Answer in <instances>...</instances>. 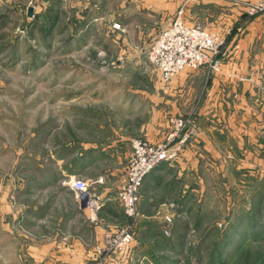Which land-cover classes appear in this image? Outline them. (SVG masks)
I'll return each mask as SVG.
<instances>
[{
  "label": "rangeland",
  "instance_id": "1",
  "mask_svg": "<svg viewBox=\"0 0 264 264\" xmlns=\"http://www.w3.org/2000/svg\"><path fill=\"white\" fill-rule=\"evenodd\" d=\"M259 1L239 0L243 8H211L204 16L183 0H0L1 259L16 247L68 236L52 230L64 227L73 207L71 175L84 152L93 158L105 149L123 151L148 133L167 139L180 118L196 133L172 164L190 150L188 166L159 177L161 187L153 177L145 184L139 210L156 217L143 223L170 230L158 241L172 246L167 255L175 264H264V20L256 56L236 62V71L223 69L230 59L222 48L219 72L205 65L164 82L148 58L180 10L188 25L235 15L236 30L264 16L247 13ZM122 160L106 156L78 178L100 196L93 177L105 176V189L118 195ZM172 182L182 211L162 192ZM142 218L122 227L134 238L127 254Z\"/></svg>",
  "mask_w": 264,
  "mask_h": 264
},
{
  "label": "crops",
  "instance_id": "2",
  "mask_svg": "<svg viewBox=\"0 0 264 264\" xmlns=\"http://www.w3.org/2000/svg\"><path fill=\"white\" fill-rule=\"evenodd\" d=\"M183 2L185 4L183 6L185 7L197 8L198 10H203V13H206L204 14V16L208 14V11L211 8H227V7H234L236 5H237L236 8L238 9L243 8L242 6L240 7V4H238L239 0H183ZM232 17H236V16L222 15L216 21L214 20V22L209 23L208 21H203V22L200 21V23L203 26H205V28L209 31L219 33L221 36L225 35L223 36L224 39L225 37H227L226 38L227 40L225 39V44L223 46V49H224V56L226 58H229L230 62L225 64L223 69L226 70V68L229 69L232 68L233 70L236 71L238 61L243 62L244 57L253 58L256 56L257 54L256 51L259 50V47L256 48L254 42L256 41V37H258L261 34L259 33V35L257 36V33L260 32L261 28L263 27L262 21L264 20V16L262 15V17L254 18L253 20L247 22L245 24L247 26L243 27L244 30L242 28L243 23L241 24L240 22L239 24H241V28L236 29L238 31L241 30L242 32L240 33L239 32L237 33L234 28V24L237 18L233 20ZM198 19L201 20L200 18ZM235 26L238 27L237 24ZM230 32H233V34L227 36V34ZM260 57H264V54H262V56ZM229 69L228 71H230ZM187 73H192V71L188 70L181 73L180 75L182 77L184 75L185 77H187ZM169 134L170 133H167V136ZM147 140H149L152 143H161V142H167L168 138L157 140V138L152 136L151 133H148ZM116 148L117 147L115 148L112 147L111 149H116ZM88 149L89 146L88 147L85 146L84 150L86 151ZM120 150L122 151V146H120L119 150L116 149L114 151L105 149L104 151L102 150L94 153L93 158L88 157L90 156L91 152H84V155L80 157L81 168H79L78 170H74L73 175L71 176L73 178L74 175L76 177H81V176L87 177L88 171H90V169L93 170L95 167H97V165L100 162L104 163L103 159L105 160L106 156L116 157V159L118 158L122 160L121 156H118ZM189 151L190 150H188L186 152V155H184L186 158L184 157L181 161L174 164L162 163L155 169V171L153 170L145 178L144 183L140 190V196L145 184L149 185L154 180L157 181L158 186L161 187L162 183L159 177H165V176L166 177L168 176V178L174 177L175 175L173 174H176V172H173L174 168L185 169L186 166H188L187 158L189 157ZM131 152H132V144L130 143L129 145V143H127V145H125L124 147V150L122 151V153H124L125 156H123L124 159L122 160L121 163L122 164L121 172L124 173L123 175L124 180L126 176L125 166L131 155ZM91 155H93V153ZM179 175H183V173L181 172V174ZM152 177L153 180H150L152 179ZM93 178L94 181L92 180L93 181L92 183L98 185V188H101L102 191L100 193V196L105 202L103 208L98 212V221L96 222L91 221L89 219L87 211H83L81 208L79 210L80 206L77 203L75 194L72 192L71 195L73 197V207L70 208L69 211L64 215L63 218L64 229L61 228L62 226L58 225L55 226L56 228L52 230V232L55 233L63 232L68 236H66L64 239H59L58 236H56V238L54 239L52 238L53 239L52 241H47V242L43 240H39L35 244L34 243L28 244L25 245V247L22 246L21 248L23 249L21 251H17L16 250L17 247H16L13 251L8 253L10 255L6 256L5 259H1L0 256V264H30V260L36 264H175L169 261L167 255L169 248L172 246L166 244L167 243L166 241H165V245L161 244V242L158 241L159 238H163V235L164 236L170 235V230L166 229V227L164 226L161 227L159 225L161 227L159 228V226L155 224L148 225L143 223L145 221H148L145 220V218L152 219L156 217L155 213H150L149 208H147V211L144 212L140 217V218L142 217L145 218L139 220L141 223L136 225L135 228L133 229L137 240L132 245L130 253L123 255L120 252H116L112 254H106L102 252L105 232L107 231L115 232L118 229L126 226L125 224H127L130 220L124 214L121 203L118 201L117 192L109 189H105V185L106 186L109 185L110 180L106 179L105 176L102 175H97L94 176ZM85 179L89 180V178H85ZM177 185H178L177 182H172V184L169 185L172 187V189L163 190L162 192L168 195L170 194V196H172L173 199H177L176 196L180 192L177 190H173L176 188ZM179 187L181 186L179 185ZM157 188L158 187L147 189L148 192L147 194L157 193L156 190H159ZM176 201H177V205H175L174 208H178L179 211H182L183 208H179V206L181 205L180 204L181 199L178 198ZM163 204L165 203L163 202ZM37 217H38V221H40V223L42 222L45 223L43 224V226L45 225L46 227V222H45V219L47 218L46 213L39 212ZM62 222L63 220H61V223ZM47 229L49 228L47 227ZM167 231L168 234H166ZM142 233L144 235L143 236L144 239L143 237H141ZM12 244L14 243L13 242L11 243V246L13 247Z\"/></svg>",
  "mask_w": 264,
  "mask_h": 264
},
{
  "label": "built area",
  "instance_id": "3",
  "mask_svg": "<svg viewBox=\"0 0 264 264\" xmlns=\"http://www.w3.org/2000/svg\"><path fill=\"white\" fill-rule=\"evenodd\" d=\"M261 11H264V0L251 5L247 13L256 17ZM175 15L148 50L149 61L162 80L170 82L185 71H196L205 65L212 71L219 72L222 63L218 56L224 45L223 36L203 28L199 23L188 25L183 10ZM188 124L185 119L173 120L174 132L164 143H152L145 139L132 141L125 180L118 193V201L130 220L136 221L141 216L140 190L145 178L162 163L176 161L182 147L195 135L194 129L187 128ZM70 185L80 208L88 212L91 221H98V212L105 205L104 200L91 192L88 182L78 177H74ZM166 220L171 221L170 217ZM104 237L102 252L106 254H127L134 240L130 228L107 231Z\"/></svg>",
  "mask_w": 264,
  "mask_h": 264
},
{
  "label": "water",
  "instance_id": "4",
  "mask_svg": "<svg viewBox=\"0 0 264 264\" xmlns=\"http://www.w3.org/2000/svg\"><path fill=\"white\" fill-rule=\"evenodd\" d=\"M33 13H34V8H33V9L30 8V10H29V12H28V15H29L30 17H32V16H33Z\"/></svg>",
  "mask_w": 264,
  "mask_h": 264
}]
</instances>
